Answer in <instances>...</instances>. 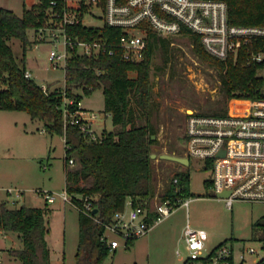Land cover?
Listing matches in <instances>:
<instances>
[{
	"label": "trees",
	"instance_id": "16d2710c",
	"mask_svg": "<svg viewBox=\"0 0 264 264\" xmlns=\"http://www.w3.org/2000/svg\"><path fill=\"white\" fill-rule=\"evenodd\" d=\"M51 1L25 0L22 16L7 8L0 9V110L25 112L33 120L43 121L49 135L65 137L66 191L73 196L72 201L79 209L76 264H103L111 252L103 240L106 225L112 222L117 212L124 210L129 200L134 206L151 208L155 197L152 155L159 141L158 128L152 122L151 74L156 52L169 40L148 28L144 58L140 62H133L125 59V50L121 47L124 32L121 28L109 25L70 26L67 34L73 40L88 43L100 41L106 44V50L92 56L73 51L65 68V90H45L33 78L26 77L27 51L33 43L30 33L46 24ZM57 1V9L60 10L65 1ZM218 1L226 2L231 25L264 27V0ZM69 4L75 6V3ZM84 12L82 9V17ZM181 36L188 37L196 55L217 69L226 102L263 97L264 64L249 62L252 52L257 53L264 48L263 41H255L242 48L237 56L232 54L226 60H221L206 51L199 34L182 26ZM13 40L23 46L21 59L16 57L10 45ZM78 88L85 94L103 90L105 112L111 114L113 125L119 129L117 132H103V139L94 142L88 140L76 125L68 124L65 128L64 93L69 98L81 101L82 96L73 93V89ZM70 109L74 112L75 106ZM74 155L79 164L75 170L68 167ZM175 177L179 178L178 185L174 183ZM190 181L188 171L177 173L163 200L176 202L179 198H190L193 195ZM81 183L88 185L82 186ZM206 185L211 187L208 182ZM178 187L181 188L179 192L176 191ZM80 197L92 199L101 224L80 211L84 201ZM49 213L47 206L12 209L7 202L0 201V232L17 236L21 241V248L10 250L21 264H51V250L47 241ZM155 217L156 214L152 212L148 222ZM135 241L130 240L127 244H134Z\"/></svg>",
	"mask_w": 264,
	"mask_h": 264
},
{
	"label": "rangeland",
	"instance_id": "374dc122",
	"mask_svg": "<svg viewBox=\"0 0 264 264\" xmlns=\"http://www.w3.org/2000/svg\"><path fill=\"white\" fill-rule=\"evenodd\" d=\"M24 4L25 0H0V9L7 8L21 16ZM86 24L102 26L103 23L88 17ZM30 37L34 44H43L38 48L32 45L27 51L33 79L45 89L64 91V62L54 68L49 61L51 43L45 39L40 42L35 31L30 33ZM165 38L169 43L156 52L151 74L152 122L158 128L159 141L153 148L156 155L153 159L155 197L151 208L160 201L179 172H189L193 195L188 198V208L179 206L170 217L155 225L148 235L136 239L134 244L121 239V246L110 252L103 264H182L178 251L186 256L183 234L188 221L193 228L208 232V248L234 244L238 259L244 249L260 251L262 247L264 204L236 203L234 209L229 210L215 198L212 187L206 185L211 175L204 170L202 162L191 159L190 165L185 167L161 158L163 154L183 157L187 113H223L231 103L224 98L217 69L196 55L188 37L172 35ZM10 45L16 57L21 59L24 52L22 44L13 40ZM73 93L81 95L84 108L97 115L94 125L97 134L119 130L115 129L110 115L105 112L102 89L85 94L78 88L73 89ZM65 146V137L49 135L43 121H33L25 112L0 110V198L12 209L47 206L53 210L47 219L52 264H76L79 245V211L71 201L65 202L61 197L66 191ZM76 158L74 155L76 164L69 165L70 169L79 168ZM9 189L21 191L22 197L17 199L15 192L8 195ZM41 191L54 193L57 196L55 203L46 205L45 193ZM13 201L17 202L13 204ZM107 236L109 240L118 238L111 232ZM21 247L17 236L1 234L2 263L21 264L10 252ZM246 255L247 260L250 259V254Z\"/></svg>",
	"mask_w": 264,
	"mask_h": 264
},
{
	"label": "built area",
	"instance_id": "2783aa9c",
	"mask_svg": "<svg viewBox=\"0 0 264 264\" xmlns=\"http://www.w3.org/2000/svg\"><path fill=\"white\" fill-rule=\"evenodd\" d=\"M64 1L65 4L60 10L57 9L58 1H51L45 26L35 31L40 42L45 39L44 41L51 43L49 61L54 68L60 66L61 62H64L66 68L67 61L75 50L87 56L106 50V44L100 41L88 43L73 40L67 34L70 26H89L86 24L88 17L99 19L102 26L121 28L124 32L121 47L125 50V59L133 62H140L144 58L148 28L166 37L181 35L182 26H185L201 36V42L209 54L221 60H226L232 54L237 56L242 48L255 41L264 42V27L230 24L228 6L224 1ZM68 2L75 3V6ZM82 9L85 10L83 17ZM249 62L264 64V48L257 53L252 52ZM26 77L32 78L28 70ZM230 102L227 112L221 115L198 111L187 113L183 157L188 158L190 163L191 159L202 162L204 170L211 175L207 182L211 185L215 198L222 201L227 209L233 210L236 203L264 204V90L261 98L233 99ZM74 106L75 111L72 112L70 107ZM63 111L65 128L68 124L76 125L88 140L100 142L103 139V134H97L94 129L97 115L85 109L82 100L71 99L64 93ZM75 164V160L71 158L69 165ZM174 183L178 185L179 178L175 177ZM176 191H181V188L178 187ZM14 192L17 199L22 197L21 191H7L10 196ZM41 192L45 193L47 204L57 200L54 193ZM223 194L227 196L223 197ZM163 196L159 202L156 201L154 208L134 206L129 200L124 210L114 215L112 222L106 225L103 236L111 251L121 246V239L127 243L148 235L155 225L170 217L179 206L189 207L188 198H179L174 202L171 199L163 200ZM61 197L65 202H72L73 199L67 191ZM80 199L84 200L80 211L101 224L99 214L94 213L92 199ZM15 202L17 201H13V204ZM152 212L156 217L148 222ZM108 232L118 238L109 240ZM183 237L186 256L178 251L182 264H264V239L261 240L263 242L260 251L244 249L238 259L234 244H220L213 249L208 248V232L193 228L189 221ZM246 253L250 254L248 260ZM2 255L0 250V264H3Z\"/></svg>",
	"mask_w": 264,
	"mask_h": 264
},
{
	"label": "water",
	"instance_id": "95a60500",
	"mask_svg": "<svg viewBox=\"0 0 264 264\" xmlns=\"http://www.w3.org/2000/svg\"><path fill=\"white\" fill-rule=\"evenodd\" d=\"M153 138H156V136H153ZM156 157L155 154L152 155V158L154 159ZM162 159L165 160H169L175 163H179L183 166H189L190 165V161L188 158H184V157H178V156H174V155H169V154H163L161 155ZM223 197L227 196V194H223ZM94 213H98V209L94 210Z\"/></svg>",
	"mask_w": 264,
	"mask_h": 264
},
{
	"label": "crops",
	"instance_id": "0c3cea01",
	"mask_svg": "<svg viewBox=\"0 0 264 264\" xmlns=\"http://www.w3.org/2000/svg\"><path fill=\"white\" fill-rule=\"evenodd\" d=\"M20 16V15H19ZM22 16V15H21ZM34 32V31H33ZM32 42H33V40H32ZM32 45H33V48L35 47V48H38L40 45H43V44H39V43H32ZM33 48H31V49H33ZM27 70L31 73V75H32V72L29 70V63H28V65H27ZM32 78H33V76H32ZM44 88V87H43ZM7 112H10V111H7ZM14 112V111H13ZM107 114H109V113H107ZM110 115V117H111V114H109ZM33 120V119H32ZM111 120H112V117H111ZM33 121H35V120H33ZM44 123V122H43ZM44 125H45V123H44ZM117 127H115V129H116ZM110 132H114V131H110ZM65 148H66V146H65ZM81 185L82 186H85V184L84 183H81ZM86 185H88V184H86ZM65 189H66V187H65ZM218 200V199H217ZM0 201H4V200H2L1 198H0ZM218 201H220V200H218ZM220 202H222V201H220ZM223 203V202H222ZM71 204L75 207V208H77V206L73 203V201L71 202ZM50 209V211H51V213H50V215L52 214V209L51 208H49ZM77 210L79 211V209L77 208ZM50 215H48V218L50 217ZM2 234H4V233H2ZM6 234V233H5ZM6 235H8V234H6ZM11 235V234H10ZM135 243V242H134ZM120 247V246H119ZM118 247V248H119ZM118 248L117 249H115V250H113V251H111V252H115V251H117L118 250ZM16 249V248H15ZM51 264H52V260H51Z\"/></svg>",
	"mask_w": 264,
	"mask_h": 264
}]
</instances>
